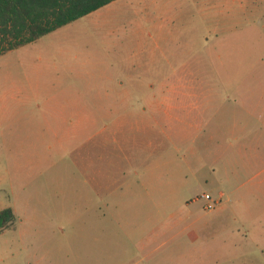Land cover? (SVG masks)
<instances>
[{
	"label": "rangeland",
	"instance_id": "obj_1",
	"mask_svg": "<svg viewBox=\"0 0 264 264\" xmlns=\"http://www.w3.org/2000/svg\"><path fill=\"white\" fill-rule=\"evenodd\" d=\"M6 208L0 264H264V0H117L0 56Z\"/></svg>",
	"mask_w": 264,
	"mask_h": 264
},
{
	"label": "trees",
	"instance_id": "obj_2",
	"mask_svg": "<svg viewBox=\"0 0 264 264\" xmlns=\"http://www.w3.org/2000/svg\"><path fill=\"white\" fill-rule=\"evenodd\" d=\"M117 0H0V56L38 42ZM15 213L0 211V233L11 228Z\"/></svg>",
	"mask_w": 264,
	"mask_h": 264
},
{
	"label": "built area",
	"instance_id": "obj_3",
	"mask_svg": "<svg viewBox=\"0 0 264 264\" xmlns=\"http://www.w3.org/2000/svg\"><path fill=\"white\" fill-rule=\"evenodd\" d=\"M204 199L206 200H210V196L206 195V196H203Z\"/></svg>",
	"mask_w": 264,
	"mask_h": 264
},
{
	"label": "crops",
	"instance_id": "obj_4",
	"mask_svg": "<svg viewBox=\"0 0 264 264\" xmlns=\"http://www.w3.org/2000/svg\"><path fill=\"white\" fill-rule=\"evenodd\" d=\"M111 4H112V3H111ZM109 5H110V4H109ZM109 5H108V6H109ZM105 7H107V6H105ZM105 7H104V8H105ZM98 11H99V10H98ZM96 12H97V11H96Z\"/></svg>",
	"mask_w": 264,
	"mask_h": 264
}]
</instances>
